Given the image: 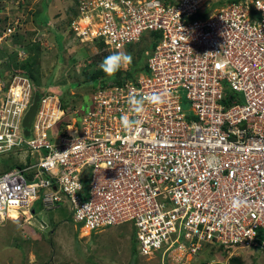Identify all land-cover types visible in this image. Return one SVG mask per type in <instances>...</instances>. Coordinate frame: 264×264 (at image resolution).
Instances as JSON below:
<instances>
[{
	"label": "built area",
	"instance_id": "2783aa9c",
	"mask_svg": "<svg viewBox=\"0 0 264 264\" xmlns=\"http://www.w3.org/2000/svg\"><path fill=\"white\" fill-rule=\"evenodd\" d=\"M220 1L77 0L70 33L82 44H155L144 69L104 82L86 105L63 107L19 70L0 78V155L18 164L0 171V222L67 201L83 236L130 224L148 261L198 264L217 247L228 264L238 249H264V0ZM24 21L9 15L0 47ZM166 90L164 104L132 111L130 95ZM122 114L140 126L125 133Z\"/></svg>",
	"mask_w": 264,
	"mask_h": 264
},
{
	"label": "rangeland",
	"instance_id": "374dc122",
	"mask_svg": "<svg viewBox=\"0 0 264 264\" xmlns=\"http://www.w3.org/2000/svg\"><path fill=\"white\" fill-rule=\"evenodd\" d=\"M14 1L0 0V4H4L0 8V22L5 12L9 13L7 16L15 14L25 21L21 34L17 32L4 38L9 49L0 47V78L6 81L13 71L27 66L26 72L33 77V85L39 89H55L65 107L88 104L92 91L104 76L108 77L104 74L93 78L102 72L99 64L116 51H107L96 43L82 44L71 36L70 13H67L69 0H17L23 4L19 6ZM222 1L230 0L219 3ZM45 19L48 20L46 24ZM148 44L149 40L144 39L132 48L117 52L129 53L132 61H137L140 49ZM16 45L24 50V61L21 50L18 54L12 53L11 46ZM132 66L121 68V74ZM181 107L189 115V103L183 100ZM11 157L0 155V171L12 163ZM38 202L33 205L35 216L28 219L23 216L13 224H9L10 220L0 223V264H144L130 224L107 227L82 237L79 226L72 222L67 201L49 209H40ZM118 236L129 238L121 240ZM219 254V248L213 247L210 255L200 252L196 261L207 264L211 258L216 264H223L224 257ZM243 255V264H264V249L249 247L243 249Z\"/></svg>",
	"mask_w": 264,
	"mask_h": 264
},
{
	"label": "clouds",
	"instance_id": "9594fccd",
	"mask_svg": "<svg viewBox=\"0 0 264 264\" xmlns=\"http://www.w3.org/2000/svg\"><path fill=\"white\" fill-rule=\"evenodd\" d=\"M17 2L18 3V6L19 5H23L21 3H19L17 0L14 1V3ZM70 4V3H69ZM220 4H223V3H220ZM4 4H0V8L3 6ZM6 5V3H5ZM19 9V8H18ZM8 9H6L7 11ZM2 12V11H1ZM20 13H22V10L19 11ZM18 13V12H17ZM5 16L3 17L2 19V22H0V24L4 25V27H0V33L5 29L6 27V24H7V20L9 19V15L7 16V14H9L8 12H5L4 13ZM13 15V14H11ZM15 15V14H14ZM70 20L72 18V16H69ZM70 22V21H69ZM1 25V26H2ZM155 35H158V34H155V33H151V36H155ZM142 40V39H141ZM141 40H139L137 43L135 44H139L141 42ZM144 40V39H143ZM151 42H149L150 44ZM96 44H102V48L105 49V46L103 45V43H96ZM135 44H132V45H129V46H134ZM16 47H19V46H14L12 48L11 46V49H17ZM128 47V46H127ZM126 47V48H127ZM5 48H8L6 45L3 47V49ZM106 50V49H105ZM148 51V50H146ZM132 56L131 54L129 53H121V52H115V53H112L111 55L105 57L101 63L99 64V68L100 70H102L108 77H114L115 74L121 70V68H124L128 65H130L132 63ZM2 62V61H1ZM0 62V63H1ZM122 71V70H121ZM125 76H128L127 75V72L124 73ZM121 78L122 80L124 79L122 77V74H121ZM114 82V81H112ZM55 90V89H54ZM170 95V90H166L164 93H152V94H140V93H136V94H132L129 96V104L131 105V109L132 111H134L136 114L140 115L142 114L144 111H145V104H151V105H154V106H159L161 104H164L166 102V97ZM120 123H121V127H122V130L125 132V133H131L133 131V129L135 128H138L140 126V121L139 120H134V119H131L127 114H122L121 117H120ZM74 145V144H73ZM82 146V145H81ZM73 149V146L71 147L70 151ZM82 187V186H81ZM244 202L243 201H240L238 199H234L233 202H232V209L234 211H238L242 206H243ZM41 209V207H39ZM39 209V210H40ZM34 210L33 214H32V217L35 216V209H32ZM8 220V219H6ZM4 221V220H3ZM3 221H1L0 223H2ZM91 234V233H90ZM87 236V235H86ZM86 236H83L82 237H86ZM81 237V238H82ZM232 258V257H231ZM230 258V259H231ZM229 259V260H230ZM229 260H228V264L229 263Z\"/></svg>",
	"mask_w": 264,
	"mask_h": 264
},
{
	"label": "trees",
	"instance_id": "16d2710c",
	"mask_svg": "<svg viewBox=\"0 0 264 264\" xmlns=\"http://www.w3.org/2000/svg\"><path fill=\"white\" fill-rule=\"evenodd\" d=\"M230 1H239V0H230ZM76 2H77V0H75V4H71V6L69 5L68 6V10H67V13H70V16H73L74 15V9H73V7H76ZM218 4H220V3H218ZM73 6V7H72ZM48 22V20L47 19H45V22H44V24H46ZM1 27H4V25H2ZM22 32L20 31L19 32V34H21ZM141 42H143V39L141 40ZM154 44H155V41L154 40H152L151 41V43L150 44H148L144 49H140V52H139V54H138V58H139V60H137V61H132V63H131V65H133L132 67H130V69H129V71L127 72V75L129 76V77H132V74H134L135 72H137V71H140V70H142V69H144V60H145V56H144V52L146 51V50H150L151 48H153V46H154ZM136 45H138V44H135V46ZM98 46H101L102 47V44H98ZM24 48H25V50H28L25 46H24ZM127 48H132V46H128ZM6 49H8V48H5V50ZM11 51H13L12 53H15V51H14V49H12ZM28 52H29V50H28ZM14 55H16V54H14ZM17 56V55H16ZM15 56V57H16ZM144 57V58H143ZM22 61H24V60H22ZM2 63V62H1ZM1 68H2V66H1ZM26 69H27V66H21V68L20 69H17V70H15V71H13V73H15V72H17L18 70L21 72V73H23V74H25L26 76H28L29 77V79L30 80H33V77L28 73V72H26ZM3 73V72H2ZM105 73L102 71V72H99L98 74H96L95 76H93V78H96L97 76H101V75H104ZM106 75V74H105ZM3 76V75H2ZM99 79V78H98ZM110 79V81L112 80V81H114V82H120L121 83V81H122V78H121V70L120 71H118L116 74H115V76L114 77H106V76H104L103 78H102V80L100 81V80H98V81H100V83H98L99 85H98V87H100L101 85H103V83L106 81V80H109ZM97 88V87H96ZM72 105V104H71ZM75 105H77L76 103H75ZM63 107H65V105H64V103H63ZM10 159H12V163L9 165V166H7V167H5L4 169H9V168H11V167H15L16 165H18L17 163L16 164H13V162H15V161H17V159H16V157H14V156H12ZM38 202V201H37ZM38 204H40V202H38ZM229 263L230 264H243L237 257H232L230 260H229Z\"/></svg>",
	"mask_w": 264,
	"mask_h": 264
},
{
	"label": "crops",
	"instance_id": "0c3cea01",
	"mask_svg": "<svg viewBox=\"0 0 264 264\" xmlns=\"http://www.w3.org/2000/svg\"><path fill=\"white\" fill-rule=\"evenodd\" d=\"M8 220H10L9 221V224L11 223V224H13L14 222H16V221H18V220H14V219H8ZM22 221H24V220H22ZM7 223L8 222H6V225H7ZM121 226V225H120ZM6 226H4L3 228H5ZM115 227H118V226H115ZM92 234V233H91ZM90 235V234H89ZM89 235H87L86 237H88ZM81 236H82V234H81ZM118 238L119 239H121V240H123V239H126V238H129V237H126V238H123V236H118ZM135 239V238H134ZM90 244L92 245L93 244V242H90ZM200 252H204V253H207V255H210L212 252H213V249H210V248H208V247H206V248H204L202 251H200ZM199 252V253H200ZM213 254H215V253H213ZM220 255V254H219ZM244 255H246V254H244ZM243 249H238L237 251H236V256H234V257H237L242 263H243ZM199 260L198 259V255L194 258V260H192V262L193 263H196L197 261ZM152 261V263H148V264H168L166 261V263L164 262V261H161L159 258H153L152 260H150V261H148V260H144V264H147V262H151ZM211 261H212V259L210 258V263H211ZM198 263V262H197ZM214 263L216 264L217 262L216 261H214ZM199 264V263H198ZM202 264H205L204 262H202ZM207 264H209V263H207ZM213 264V263H212Z\"/></svg>",
	"mask_w": 264,
	"mask_h": 264
},
{
	"label": "water",
	"instance_id": "95a60500",
	"mask_svg": "<svg viewBox=\"0 0 264 264\" xmlns=\"http://www.w3.org/2000/svg\"><path fill=\"white\" fill-rule=\"evenodd\" d=\"M38 99H39V95L36 94L34 96L33 99V104L28 108L26 114L24 115V118L22 120V127L24 129V135L27 137L29 134V127L32 121V118L35 114L36 108H37V104H38ZM34 210L31 211V213L33 214Z\"/></svg>",
	"mask_w": 264,
	"mask_h": 264
}]
</instances>
